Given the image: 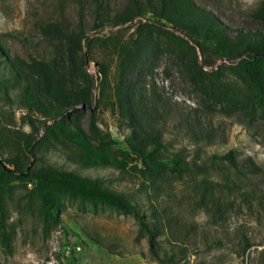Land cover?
I'll return each instance as SVG.
<instances>
[{"label": "rangeland", "instance_id": "374dc122", "mask_svg": "<svg viewBox=\"0 0 264 264\" xmlns=\"http://www.w3.org/2000/svg\"><path fill=\"white\" fill-rule=\"evenodd\" d=\"M191 1L228 33L264 30V0ZM136 10L135 0H0V44L39 95L65 105L63 114L82 127L86 140L131 142L156 133L164 143L156 155L179 158L175 165L184 168L145 164L126 142L123 151L82 147L45 130L49 114L10 103L5 90H16L17 82L3 79L0 264H264L259 88L238 58L195 45L168 21L152 29ZM127 12L128 21L112 24ZM196 62L209 75L199 73ZM121 74L141 93L122 110L116 95ZM82 94L90 102L85 106L63 102ZM32 135L34 152L26 146ZM16 167L26 176H17ZM32 170L78 173L126 194L153 241L133 212L55 184H45L43 194L55 200L57 216L45 215L43 197L31 189Z\"/></svg>", "mask_w": 264, "mask_h": 264}, {"label": "trees", "instance_id": "16d2710c", "mask_svg": "<svg viewBox=\"0 0 264 264\" xmlns=\"http://www.w3.org/2000/svg\"><path fill=\"white\" fill-rule=\"evenodd\" d=\"M137 3L136 13L148 20L150 28L155 29L158 26H164L165 21L172 23V27L184 33L195 45L199 47L211 48L216 54L224 59L238 58L237 64L248 75L251 83L255 84L261 95L258 98L259 103L264 107V30L255 32H246L237 30L228 33L222 22L209 10L198 6L191 0H135ZM170 13V14H169ZM169 16H168V15ZM99 11L96 9V17L99 19ZM131 18L127 13L117 15L111 20L113 25L126 22ZM164 19V20H162ZM97 26L103 25V20L96 22ZM170 35H175L173 31L169 32ZM86 44H89L90 38H85ZM81 45V36L78 40ZM83 62L85 60L83 59ZM196 70L202 75H209L203 69L202 65L195 63ZM98 70L102 73V81L105 78V66L99 62ZM131 72L134 71V66H131ZM126 74L120 75V81L117 85V103L122 110L127 106L130 101H134L132 97L139 95L141 99L140 86H129L130 82L128 76L122 78ZM45 76V74H44ZM43 76V77H44ZM3 79H7L10 83L17 82L16 90L11 86L7 88L6 94L10 95L8 101L10 103H25L26 105L36 107L44 113H48L52 119L49 127L45 126V130L53 129L60 135L69 139L70 141L79 144L82 147L103 148L109 147L118 151H123L122 145L127 144L128 151L136 158L149 164L157 169H184L183 166H176L175 163L179 158H161L156 155L157 149L164 146L163 141L159 135L153 133L149 137L133 136V141L127 142L119 139L101 140L97 144L86 140L84 138V131L82 127L73 119L64 115L65 105H53L46 101V98L39 95L33 88L28 78L21 73L20 69L9 57L8 51L0 44V90L5 88L1 83ZM48 82L44 81L47 85ZM50 88V84L47 85ZM63 102L74 105L90 103L86 95H80L75 98L66 99ZM35 136L26 137V146L34 152L38 141H34ZM220 158H223L219 156ZM19 177L26 176V169L16 167L12 170ZM34 182L31 187L32 191L43 197L44 201V214L52 217L57 216V208L54 199L44 197L43 188L45 184H55L65 189L78 193L81 197L87 198L91 201H100L112 208L122 211H131L134 215L139 217L140 224L149 233V241H153V232L150 230L147 222L140 217L133 200L124 193L110 190L106 187H101L98 180L95 178H88L78 173L69 172L64 176L50 175L46 172L32 170Z\"/></svg>", "mask_w": 264, "mask_h": 264}, {"label": "water", "instance_id": "95a60500", "mask_svg": "<svg viewBox=\"0 0 264 264\" xmlns=\"http://www.w3.org/2000/svg\"><path fill=\"white\" fill-rule=\"evenodd\" d=\"M80 106H85V104L84 103H81V104H79Z\"/></svg>", "mask_w": 264, "mask_h": 264}]
</instances>
